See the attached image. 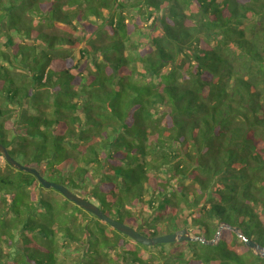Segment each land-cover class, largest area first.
<instances>
[{"label":"trees","instance_id":"16d2710c","mask_svg":"<svg viewBox=\"0 0 264 264\" xmlns=\"http://www.w3.org/2000/svg\"><path fill=\"white\" fill-rule=\"evenodd\" d=\"M0 143L146 236L224 225L142 245L5 162L0 264H264V0H0Z\"/></svg>","mask_w":264,"mask_h":264},{"label":"water","instance_id":"95a60500","mask_svg":"<svg viewBox=\"0 0 264 264\" xmlns=\"http://www.w3.org/2000/svg\"><path fill=\"white\" fill-rule=\"evenodd\" d=\"M0 155L3 157L4 161L14 169H18L34 175L44 189L52 188L56 190L67 200L73 202L78 207L94 215L97 219L107 223L113 229L117 230L118 232L126 235L127 237L133 239L134 241L142 245L154 246L160 243H172L177 241L181 242V241H193V240H199L203 243H210V244L215 242V239H212L211 241H205L200 236L192 235L190 230H188L187 228H183L178 231L164 233L156 236H146L144 234H141L133 227L125 224L124 222H121L117 219L108 216L105 212H103V210H101L98 204L76 194L75 192L71 191L61 183L47 180L35 168L20 163L13 156L9 154L7 148L2 143H0ZM223 227L224 225H220L218 229L220 230ZM230 228L232 231L236 232L238 236L244 239L247 247L254 250L258 255L264 256V247L244 237L239 232L238 228H234V227H230ZM219 230L217 234L219 233Z\"/></svg>","mask_w":264,"mask_h":264},{"label":"rangeland","instance_id":"374dc122","mask_svg":"<svg viewBox=\"0 0 264 264\" xmlns=\"http://www.w3.org/2000/svg\"><path fill=\"white\" fill-rule=\"evenodd\" d=\"M133 38H138V35H134L133 36ZM17 161H19L20 163H22V164H24V165H27L26 164V162L23 160V159H21V158H19V157H17V156H13ZM4 163H5V161H4V159H3V157L0 155V168H4ZM47 179V178H46ZM47 180H49V179H47ZM64 185V184H63ZM66 186V185H65ZM67 188H68V186H66ZM69 189V188H68ZM51 190V189H50ZM71 190V189H70ZM72 191V190H71ZM1 192L3 193V191L1 190ZM51 192V193H50ZM50 192H46V196L47 197H55V198H58V197H60V199H61V202L62 203H64L63 202V197L61 196V194H59L56 190H51ZM74 192V191H73ZM53 193V194H52ZM92 199V198H91ZM90 200V199H89ZM90 201H92V200H90ZM68 203H71V202H69V201H67ZM93 202V201H92ZM95 203V202H94ZM71 204H73V203H71ZM102 209H104L103 207H102ZM101 209V210H102ZM59 210H60V207H59ZM105 213L108 215V216H110L111 218H114V219H117V220H119V221H121L122 222V218L120 217V216H122V215H118L117 214V212H116V209L113 207V209H109V208H107V207H105ZM104 212V211H103ZM91 214V213H90ZM90 214H88L87 213V215L89 216V219H88V222H89V224H90V226H91V224H93V223H95V221H100L102 224H104L101 220H98L94 215H90ZM61 217H63V218H67V214H65V213H60L59 214ZM48 220V219H47ZM85 223H87V221H85ZM106 226H104L105 228H107V227H109V225L108 224H105ZM92 229H93V227H90V230L92 231ZM162 231V230H161ZM191 233H192V235H194L193 234V232L194 231H190ZM218 236H219V233L218 234H216V236H215V239H217L218 238Z\"/></svg>","mask_w":264,"mask_h":264}]
</instances>
